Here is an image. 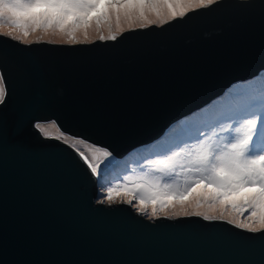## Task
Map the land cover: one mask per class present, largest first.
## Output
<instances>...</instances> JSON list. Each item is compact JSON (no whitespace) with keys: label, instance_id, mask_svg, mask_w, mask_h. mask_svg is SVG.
I'll use <instances>...</instances> for the list:
<instances>
[{"label":"water","instance_id":"obj_1","mask_svg":"<svg viewBox=\"0 0 264 264\" xmlns=\"http://www.w3.org/2000/svg\"><path fill=\"white\" fill-rule=\"evenodd\" d=\"M0 43L12 54V91L0 106V264H264V239L229 224L147 221L124 205L94 204L84 163L32 127L46 117L112 158L146 143L163 123L264 70L259 7L190 14L117 41Z\"/></svg>","mask_w":264,"mask_h":264},{"label":"snow or ice","instance_id":"obj_2","mask_svg":"<svg viewBox=\"0 0 264 264\" xmlns=\"http://www.w3.org/2000/svg\"><path fill=\"white\" fill-rule=\"evenodd\" d=\"M257 7L264 16V0H0V27L7 25L0 36L25 47L44 42L72 46L117 41L125 25L129 31L162 28L190 18V14ZM50 36L60 39L46 41ZM11 55L0 43V106L12 91L7 67ZM46 119L32 122L45 136ZM3 126L0 108V132ZM51 126H56L55 121ZM188 127L174 133L168 140L176 142L146 161L149 167H142L141 175L117 184L108 179L113 167L111 151L93 145L89 159L76 148L83 139L65 136L64 143L74 140L70 146L87 166L100 204L111 206L120 197L121 203L150 219L195 216L219 220L264 239V83L259 85L258 95L250 96L236 110L220 112L215 123L206 125V131L198 129L187 139H178ZM182 175L186 177L182 189L165 182L175 183Z\"/></svg>","mask_w":264,"mask_h":264},{"label":"rangeland","instance_id":"obj_3","mask_svg":"<svg viewBox=\"0 0 264 264\" xmlns=\"http://www.w3.org/2000/svg\"><path fill=\"white\" fill-rule=\"evenodd\" d=\"M127 30H128L127 25H125V31ZM5 31H7V25L0 27V33H3ZM105 34H107V29H105ZM95 35L96 33L93 31L91 33V36L94 38ZM30 38L34 39V37H30ZM59 39L60 37L58 36H50V37L45 38L46 41L47 40L58 41ZM94 42H100V41L95 40ZM44 43L50 44L53 46H69V45H63L59 43H48V42H44ZM33 44H36V43H33ZM85 44H90V43H85ZM72 46H77V45H72ZM262 83H264V70L259 71L254 77H252L249 80H246L244 82L230 84L227 88H225L223 93L220 96H218L211 104H208L205 107H202L203 108L202 111L192 112L190 115H188V117L185 120V123L184 122L176 123V121L169 123V126L164 128L162 134L160 135L163 143H159L158 148L161 149L160 151H163V150H166L169 144L176 142L175 140L169 141L168 139L171 138L174 133L180 131L181 128L185 125H190V127H188L187 128L188 130L187 129L185 130L184 135L180 136L178 139H187L189 136L194 135L198 129H204L206 131L207 130L206 125L211 124V122H208V121H210V119L212 118L211 121L214 122L216 119L215 111L218 112L219 114L220 112H223V110L225 109V108L220 107L219 106L220 104L224 103L225 107L228 108V110L226 111L228 113H231L232 111L236 110L238 107L242 106V104L245 101H247L250 96L258 95L259 85ZM181 124H184V125H181ZM44 125H45V129L47 132V136H45L44 133H41L37 130V133L41 138L55 139L61 142L62 144L69 146L70 148L74 150V148L70 146V144L74 143V140L69 141V143H64V137L68 135L64 134V136H61V133L57 130V128L51 126L52 122H44ZM148 146L149 145L137 147L133 149L132 151L128 152L121 159H114L112 157L109 158L113 160V167L110 169V173L108 177V179L111 181L112 184L123 183L124 181L130 178L139 176L142 174L141 173L142 167L144 168L149 167L146 162L141 163L140 161H135V160L129 162V164H126V161L129 158L136 157L137 155L144 153L145 149ZM154 146L155 144L149 147V149L146 151V154H144L146 157H155L154 154L157 152H160L159 149H157ZM76 148H79L80 151H83L85 155H87L89 159H91L92 154H93V147L90 144H88L87 142H84L82 144L76 145ZM103 159L104 158L100 156V160H103ZM93 162L98 163L99 161L97 160ZM105 163H107V161H105ZM101 167L103 168L104 165L102 164ZM185 178L186 177L182 175L181 177L178 178V180L175 183L173 181L167 182V183H171L174 188L179 186L182 189L184 187ZM97 200H98V194L95 200H93L94 204H100L97 202ZM117 204L128 206L130 209H132L137 214L136 210L133 207L127 205L126 203H121L120 197L116 198V203H114L113 205H117ZM102 205L109 206L107 204H102ZM149 214H150V210H149ZM139 216H143L145 217V219H150L148 214L139 215ZM180 218H196L198 220H204L201 217H195V216L180 217ZM172 219H175V218H172ZM240 219H244V217L241 216ZM215 221L224 222V221H219V220H215Z\"/></svg>","mask_w":264,"mask_h":264},{"label":"clouds","instance_id":"obj_4","mask_svg":"<svg viewBox=\"0 0 264 264\" xmlns=\"http://www.w3.org/2000/svg\"><path fill=\"white\" fill-rule=\"evenodd\" d=\"M127 31H129V30H127ZM124 32H126V31H124ZM20 45H22V44H20ZM87 45V44H86ZM177 118H179V117H176V118H174L173 120H170V121H168V122H165V123H163V125L160 127V129H159V131H158V133L152 138V139H150L149 141H147L146 143H143V144H140V145H137V146H135V147H133L132 149H130L129 151H127V152H125L124 154H122L121 156H119V157H117V158H114V159H121L124 155H126L128 152H130V151H132L133 149H135V148H137V147H140V146H144V145H149L146 149H145V151H144V153H142V154H140V155H137L136 157H132V158H129L127 161H126V164H129V162H131V161H140L141 163H144V162H146L148 159H154L155 157H146L144 154H146V151L149 149V147H151L153 144H155V146L154 147H156L157 149H159L158 148V144L159 143H163L162 142V138H161V134H162V132H163V130H164V128H166V127H168L169 126V123H171V122H174V121H176V119ZM36 130V129H35ZM59 132H60V130L59 129H57ZM37 131V130H36ZM61 133V132H60ZM38 134V133H37ZM65 135H68V136H72V137H75V138H81V139H83L84 140V142H87L88 144H90L92 147H93V145H95V146H97V147H102L99 143H96V142H93V141H91L90 139H88V138H86V137H84V136H80V135H73V134H71V135H69V134H65ZM39 136V135H38ZM40 137V136H39ZM41 138V137H40ZM59 142V141H58ZM60 144H62L61 142H59ZM62 145H64L68 150H70V151H72L82 162H83V160L79 157V155H78V153L75 151V150H73L72 148H70L69 146H67V145H65V144H62ZM171 144H169L168 145V147L170 146ZM161 149H159V151H160ZM84 163V162H83ZM85 165V164H84ZM86 166V165H85ZM87 167V166H86ZM172 180H168V181H165V182H171ZM115 184V183H114ZM95 190H96V192H95V198H96V196H97V189H96V185H95ZM95 198H94V200H95ZM98 205H102V204H98ZM117 205H122V204H117ZM102 206H105V205H102ZM111 206H116V205H111ZM125 206V205H124ZM125 207H127L135 216H137L138 218H141V219H144V220H147V221H152V220H156V219H145V217H143V216H139L138 214H136L132 209H130L128 206H125ZM161 218H163V217H161ZM165 219H168V218H165ZM175 219H178V218H175ZM200 221H204V220H200ZM207 222H217V221H207ZM221 223H224V222H221ZM226 224V223H225Z\"/></svg>","mask_w":264,"mask_h":264},{"label":"bare ground","instance_id":"obj_5","mask_svg":"<svg viewBox=\"0 0 264 264\" xmlns=\"http://www.w3.org/2000/svg\"><path fill=\"white\" fill-rule=\"evenodd\" d=\"M46 44V43H45ZM204 104V103H203ZM203 104H201V105H199V106H197V107H201ZM203 107V106H202ZM196 108V107H195ZM226 110H228L227 108H225L224 110H223V112H227Z\"/></svg>","mask_w":264,"mask_h":264},{"label":"trees","instance_id":"obj_6","mask_svg":"<svg viewBox=\"0 0 264 264\" xmlns=\"http://www.w3.org/2000/svg\"><path fill=\"white\" fill-rule=\"evenodd\" d=\"M222 104H223V103H222ZM222 104H220V105H222ZM220 105H219V106H220ZM211 120H212V118L210 119V122H212Z\"/></svg>","mask_w":264,"mask_h":264}]
</instances>
